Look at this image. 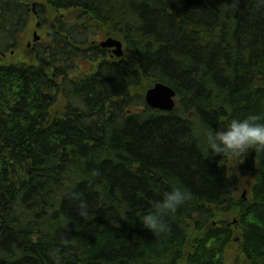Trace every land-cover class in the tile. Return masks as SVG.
Segmentation results:
<instances>
[{"label": "trees", "instance_id": "trees-1", "mask_svg": "<svg viewBox=\"0 0 264 264\" xmlns=\"http://www.w3.org/2000/svg\"><path fill=\"white\" fill-rule=\"evenodd\" d=\"M30 3L50 32L32 62L3 60ZM157 83L173 111L147 105ZM249 113L264 114V0H0V264H228L233 245L264 264V152L203 150ZM176 187L190 198L156 236L140 217Z\"/></svg>", "mask_w": 264, "mask_h": 264}, {"label": "clouds", "instance_id": "clouds-1", "mask_svg": "<svg viewBox=\"0 0 264 264\" xmlns=\"http://www.w3.org/2000/svg\"><path fill=\"white\" fill-rule=\"evenodd\" d=\"M253 149L256 153L264 152V114L249 113L242 119L232 118L225 128H208L204 132L203 150L208 156L235 157ZM189 198V193L179 187L164 193L163 198L154 203V210L140 217L143 226L156 236L166 233L165 218L175 214ZM86 211V205L81 204L80 214L85 215Z\"/></svg>", "mask_w": 264, "mask_h": 264}, {"label": "rangeland", "instance_id": "rangeland-1", "mask_svg": "<svg viewBox=\"0 0 264 264\" xmlns=\"http://www.w3.org/2000/svg\"><path fill=\"white\" fill-rule=\"evenodd\" d=\"M30 8L32 13V19H31L29 33L26 39L24 40V42L18 48V50L14 54H8L6 58H4L6 61H11L12 58H14L15 61H21L27 63L32 62L34 58L35 44L38 42V41L37 42L34 41L35 34L38 37H40V40H43L45 39V37H47L48 32H50L49 27L40 26V21L34 13V11L36 12L35 3H30ZM72 13H77V11L76 12L60 11L58 14L62 16H70ZM105 40H107L106 36L100 35L97 38L98 43ZM108 53L113 54V52L109 50ZM235 180H236L237 191L239 188V194H238L239 197L237 198L250 196V189H251V186L249 185V183L251 182L250 179L248 177L246 179H242L240 181V184L236 176H235ZM227 258H228V264H242V260L236 245H233V247H231L230 251L227 253Z\"/></svg>", "mask_w": 264, "mask_h": 264}, {"label": "water", "instance_id": "water-1", "mask_svg": "<svg viewBox=\"0 0 264 264\" xmlns=\"http://www.w3.org/2000/svg\"><path fill=\"white\" fill-rule=\"evenodd\" d=\"M39 40L40 37L35 34L34 41L37 42ZM100 47L103 49H113L114 55L117 58L124 57L123 44L121 41L108 38L100 44ZM176 96V91L172 87L163 83H157L147 91L146 101L150 106L164 111H170L176 106Z\"/></svg>", "mask_w": 264, "mask_h": 264}, {"label": "bare ground", "instance_id": "bare-ground-1", "mask_svg": "<svg viewBox=\"0 0 264 264\" xmlns=\"http://www.w3.org/2000/svg\"><path fill=\"white\" fill-rule=\"evenodd\" d=\"M177 94V93H176ZM176 99H177V96H176ZM145 100H146V95H145ZM146 103H147V101H146ZM147 105L149 106V107H151L152 109H155V110H158V111H162V112H171V111H173V110H170V111H164V110H162V109H159V108H155V107H153V106H150L148 103H147ZM176 107V106H175Z\"/></svg>", "mask_w": 264, "mask_h": 264}, {"label": "flooded vegetation", "instance_id": "flooded-vegetation-1", "mask_svg": "<svg viewBox=\"0 0 264 264\" xmlns=\"http://www.w3.org/2000/svg\"><path fill=\"white\" fill-rule=\"evenodd\" d=\"M110 56L112 57V54H110ZM113 58V57H112Z\"/></svg>", "mask_w": 264, "mask_h": 264}]
</instances>
